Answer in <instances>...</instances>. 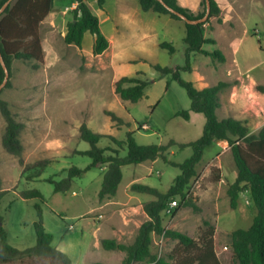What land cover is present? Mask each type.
<instances>
[{"label": "rangeland", "instance_id": "1", "mask_svg": "<svg viewBox=\"0 0 264 264\" xmlns=\"http://www.w3.org/2000/svg\"><path fill=\"white\" fill-rule=\"evenodd\" d=\"M128 1L121 16L111 7L106 8L118 23L103 53H93L94 35L89 32L81 47H77L65 44L61 30H56L43 42L44 58L38 68H33V62L14 60L12 63L10 86L2 89L0 97L8 102L15 119L23 125L19 134L23 152L16 157L3 149L1 136L5 121L0 114V188L10 190L2 198L0 213L8 242L15 248L23 250L35 244L33 222L37 218L35 205L39 204L43 225L53 236L52 244L68 254L72 264H122L124 253L105 250L100 240L112 238L120 243H131L139 226L147 219L143 210L145 202L139 199H154L148 194L132 192L130 185L141 183L166 192L179 174L178 168L161 158L124 165L116 194L99 199L106 170L102 165L73 178L69 190L54 192L47 178L60 180L69 167L85 168L91 162L86 155L76 153L89 148V144L79 138L81 123L94 132L112 135L118 140H125L127 132L132 131L135 141L141 145H165L170 139L188 142L202 134L203 114L190 112L188 121L174 116L176 111L189 109L185 89L170 75L162 76L153 67L156 63L161 66L184 64V22L151 10L143 11L137 0ZM93 8L97 10L96 5ZM252 25L250 23L246 29L237 25L232 32L217 30L216 43L203 45L204 49L225 53L224 63L213 62L202 53H191L192 70L181 72V78L193 84L196 79L212 85L218 81L230 83L219 94L220 107L216 111L219 119L227 116L245 119L254 105L264 108V95L255 89L257 84L264 85V21L257 24L255 33ZM45 33L47 35L44 29ZM213 34L211 28L206 31L207 36ZM163 41L175 48L174 54L159 46ZM121 76L148 81L140 100L124 101L115 94L114 81ZM106 110L120 117L123 124L118 126L112 122L104 113ZM99 146L117 148L107 138H102ZM221 151L215 143L204 150L196 166L199 172L186 189L199 211L186 206L174 213L180 201V197L175 196L172 200H176V205L170 206V201L162 213V225L196 238L203 221H209L215 229V249L222 264H231L230 235L225 231L248 228L257 208L248 197L250 213L240 210L247 209L242 196L239 208L232 209L223 192L217 206L209 200L199 201L198 190L220 189L219 183L211 180L217 165L214 162L207 165V162ZM168 152L172 153L166 155L168 160L181 163L192 150L189 147L178 150L172 146ZM119 153L124 156L125 147ZM221 157L227 174L232 171L236 175L231 153ZM231 163L233 169L230 170ZM27 189L40 191L43 201L20 197L19 192ZM216 213L219 218L215 221ZM174 243L175 240L152 233L150 249L161 258ZM154 263L149 260L133 264Z\"/></svg>", "mask_w": 264, "mask_h": 264}, {"label": "trees", "instance_id": "2", "mask_svg": "<svg viewBox=\"0 0 264 264\" xmlns=\"http://www.w3.org/2000/svg\"><path fill=\"white\" fill-rule=\"evenodd\" d=\"M7 0H0V7ZM76 6L71 10L72 18L67 22V30L63 41L68 45L81 47L83 36L86 32L94 35L93 53L101 54L108 47V40L102 33L98 16L92 11L88 0H75ZM143 11L152 10L156 13L167 14L171 18L181 20L169 12L158 0H137ZM210 1V13L205 22L197 24L185 23V62L183 65L161 66L156 63L153 67L160 75H170L172 79L185 89L190 101L188 110L174 113L175 117L189 120L190 112L201 113L205 117V124L199 138L188 142H177L170 139L167 144H138L132 131L127 132L125 140H118L112 135L94 132L84 122L78 128L79 138L89 144V148L76 153L86 155L91 162L85 168L71 166L66 170V176L60 180L47 178L53 185L54 192L69 190L73 178L80 176L84 171L93 167L105 165L102 183L98 198L103 199L116 194L122 179L121 167L124 165H137L145 161H154L158 158L165 163L179 169V174L166 192L141 183H132L130 190L136 193L148 194L154 199L143 204L147 219L139 226L133 241L129 244L120 243L112 238H102L100 245L105 250H118L124 253L122 264L153 261L154 264H222L214 241V227L209 221L204 220L199 229L198 236L191 237L185 233L165 228L162 225V213L175 196L180 197L174 213L180 207L191 206L199 211L193 198L186 191L190 181L196 176V165L202 159L204 150L215 140H223L228 147L237 168L235 179L228 185L227 196L229 206L236 209L240 193L246 189L257 208V213L251 225L246 229H235L230 233L229 249L231 251V264H264V126L258 132L249 133L246 120L227 116L219 119L216 111L220 107L219 93L230 85L226 81L198 89L191 81L181 78V72H190L191 53H202L211 57L213 62H224L225 56L220 50H207L204 44H215V40L204 35L205 24L211 18L220 22V8L215 0ZM170 7L183 13L187 18H201L205 12V0L201 1V11L194 14L190 10L179 6L176 0H164ZM105 0H96L98 8L102 9ZM53 0H12L0 14V54L8 69L9 77L2 88L10 86L11 66L14 60L33 62V68H38L44 58L39 34V25L51 11ZM174 54L175 48L166 41L159 44ZM138 74H142L139 73ZM4 78V70L0 63V83ZM148 81L140 77L121 76L114 81L115 94L124 101L137 102L144 95ZM255 89L264 93V85L257 84ZM2 91V90H1ZM0 91V92H1ZM106 115L116 125L123 124V120L111 111ZM0 114L5 121V129L1 136L3 149L16 157L23 152V145L19 139L22 123L17 121L12 114L8 102L0 97ZM107 138L117 148L111 146L101 147L99 142ZM176 146L178 150L191 148V155L177 163L168 160V148ZM125 147L126 154L121 156L120 149ZM212 182L220 180L219 169H215ZM1 184V181H0ZM9 189L0 188V204ZM23 199L37 198L43 201V195L37 189H27L19 192ZM36 220L33 222L35 244L20 250L8 242V234L2 226L0 213V264H72L68 254L57 249L53 244V236L46 231L42 220V209L35 205ZM155 233L175 243L164 257L157 258L150 249L151 234ZM101 264V263H92Z\"/></svg>", "mask_w": 264, "mask_h": 264}, {"label": "crops", "instance_id": "3", "mask_svg": "<svg viewBox=\"0 0 264 264\" xmlns=\"http://www.w3.org/2000/svg\"><path fill=\"white\" fill-rule=\"evenodd\" d=\"M201 1L202 0H176L177 4L179 6L190 10L194 14H197L198 12L201 11ZM215 1L220 8L219 18L221 21L218 22L216 18H211L210 21L205 24V30H204V35L206 37L213 38L215 40V43L217 40L216 35H215V33H217L216 32L217 30L232 32L236 29L237 25H241L246 29V27H249L250 23H251V24H253L252 25L253 27L251 29L253 30V33H255L256 30H258L257 24H261L264 21V0H215ZM128 2H129L128 0H105L103 8L100 9L96 5V0H88V3L90 5L92 11L99 18L100 29H102L101 31H104V33L103 32L102 33L104 34V36L106 38L108 37L107 39H109V37H111L113 35L115 25H116V23H118L116 18H114V17L111 18V15L108 14V12H106L107 6L111 7L112 10L117 14V16L118 15L121 16V15H124L125 8L129 4ZM94 5H96L97 10L95 8H93ZM75 6H76L75 0H53V5H52L51 11L48 13L46 18L43 21H41V23L39 25L40 42H41V46H42L43 51H44L43 42H46L47 38H50L52 32H54L56 30H61V38L63 39V37L66 33V30H67V22L69 20H71V18H72L71 10L73 8H75ZM148 11H150V10H148ZM157 15H163L164 16V14H160V13H157ZM165 15H167V14H165ZM210 28H211V31L214 33L213 36H207L206 35V31L209 30ZM44 29L46 30L47 35H46V33L44 34ZM182 31H183V38H184V36H185V24L182 28ZM85 34H84V36H85ZM84 36H83V39H84ZM82 42H83V40H82ZM223 55L225 56V61H226L227 56L225 53ZM224 62H222V63H224ZM26 63H28V62H26ZM218 63L222 64L220 62H218ZM197 78H198V76H197ZM196 80H195L194 86L198 89H202L204 87L212 85L209 83L201 82L200 81L201 79L200 80L198 79V81H200V82H197ZM261 94L264 95V93H261ZM248 115H249V117H246L245 119L244 118H241V119L246 120L247 125L249 127V133L251 134V133L258 132L259 129L262 126H264V120H261L264 117L263 106L259 105V107H258L257 105H254V110L248 112ZM235 118H237V117H235ZM212 143H215L216 145H218L222 149L221 152L216 153L215 157L210 159L209 162H207V165L212 164L214 162L217 165V168L219 169L220 180L217 183H219L218 185H220V189L218 191H215V189L212 187H206V188L198 190L197 193H198L199 201L209 200V202H212V204H215L217 206L220 194L223 192L224 196L225 195L227 196L226 192H227L228 185L235 179L236 175L233 174L232 171H230V174L229 173L227 174L226 165L223 162L222 157H221L222 154H225L227 152L231 153L230 147H228L227 144L223 140H215ZM231 161L235 165L233 158H231ZM228 168L230 170L233 169L232 163H231V165H228ZM235 168H236V165H235ZM198 172H199V169L196 168V174H198ZM242 196H243V199L245 200L247 209H245V207H243L244 209L240 208V210H243L244 212L246 211V214H247V210H248V213H250V211L248 209L250 207V202L248 201V197L250 198V194H249V191L247 189L244 192L240 193L237 207L239 208V206H240V202H241L240 200H243ZM250 200H251V198H250ZM139 201L147 202L148 200L139 199ZM255 211L256 212L254 213V215L252 217V221H253L254 216L257 213V210H255ZM241 214H243V213H241ZM218 218H219V216L216 213L215 221ZM232 231H225V232L230 235V233Z\"/></svg>", "mask_w": 264, "mask_h": 264}, {"label": "water", "instance_id": "4", "mask_svg": "<svg viewBox=\"0 0 264 264\" xmlns=\"http://www.w3.org/2000/svg\"><path fill=\"white\" fill-rule=\"evenodd\" d=\"M12 0H7L6 2L3 3V5L0 7V14L4 11V9L9 5V3ZM169 12L175 14L176 16H178L183 22L188 23V24H197V23H201V22H205L209 16L210 13V1L209 0H205V12L204 15L201 18H197V19H190L187 18L183 13H180L179 11H176L175 9H173L172 7H170L167 3L164 2V0H158ZM0 63L2 65V68L4 70V78L2 80V82L0 83V91L2 90V88L5 86L8 77H9V72L8 69L4 63V60L0 54Z\"/></svg>", "mask_w": 264, "mask_h": 264}, {"label": "built area", "instance_id": "5", "mask_svg": "<svg viewBox=\"0 0 264 264\" xmlns=\"http://www.w3.org/2000/svg\"><path fill=\"white\" fill-rule=\"evenodd\" d=\"M171 204H172V206H175L176 205V200H172V202L170 203V206H171Z\"/></svg>", "mask_w": 264, "mask_h": 264}]
</instances>
